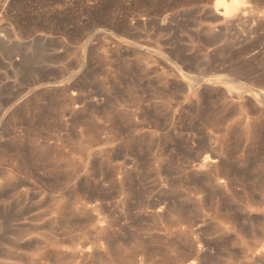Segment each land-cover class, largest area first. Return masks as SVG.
I'll list each match as a JSON object with an SVG mask.
<instances>
[{"label": "rangeland", "instance_id": "1", "mask_svg": "<svg viewBox=\"0 0 264 264\" xmlns=\"http://www.w3.org/2000/svg\"><path fill=\"white\" fill-rule=\"evenodd\" d=\"M244 1L0 0V264H264Z\"/></svg>", "mask_w": 264, "mask_h": 264}, {"label": "bare ground", "instance_id": "2", "mask_svg": "<svg viewBox=\"0 0 264 264\" xmlns=\"http://www.w3.org/2000/svg\"><path fill=\"white\" fill-rule=\"evenodd\" d=\"M248 4V3H247ZM247 4L245 3V1L244 0H232V2L231 3H226V2H220V3H218V5H224L225 7H226V12L224 13L225 15H224V17H225V19L227 20V21H229V22H231L232 23V17L236 14V11L238 10V9H241L242 11L243 10H245L246 8H247ZM242 13V12H241ZM220 16V15H219ZM262 16H264V15H262ZM264 18V17H263ZM258 23V22H257ZM245 24V23H244ZM240 26V25H239ZM212 62V61H211ZM241 74V73H240ZM229 76V75H228ZM228 76H226V75H222V74H219V73H217V74H212V75H207V76H204V77H202V78H198L197 79V81L196 82H194V81H190L189 83H187L188 84V90H189V92H191V91H194V90H196V88L197 87H199V86H201V85H205V86H211V88H212V86L213 85H223V86H225V90H226V93H227V95L230 97V99L232 100V101H237L238 103L242 100V99H244L245 97H253L257 102H258V104L259 105H261L259 108H261V107H263L264 108V91L263 92H257V91H255V87L254 86H252V85H244V84H241V85H238V86H236V87H233V86H229L228 84H229V77ZM238 76V75H237ZM252 78H253V76H251ZM233 78V77H232ZM235 78V77H234ZM236 79V78H235ZM237 80V79H236ZM231 81V80H230ZM249 81V80H248ZM260 82V81H259ZM263 84V83H262ZM186 88V87H185ZM264 89V88H263ZM261 90V89H260ZM225 97V96H224ZM248 99V98H247ZM234 103V102H233ZM252 103H253V101H252ZM239 105H240V103H239ZM250 105H252V104H250ZM256 105V104H255ZM254 105V106H255ZM253 107V106H252ZM256 107V106H255ZM257 108V107H256ZM255 108V109H256ZM250 109V108H249ZM252 111H253V109H252ZM252 111H250V112H252ZM259 110H257V112H258ZM255 112V111H254ZM217 113V112H216ZM247 113H248V111H247ZM263 113V112H262ZM209 114V113H208ZM250 114V113H249ZM258 114V113H257ZM264 114V113H263ZM245 115V114H244ZM253 116V115H252ZM260 116H261V114H260ZM260 116H258V119H259V117ZM264 116V115H263ZM257 117V116H256ZM254 118V116L253 117H247V120H246V122H247V124H250V123H252V119H253V121L255 120L256 121V119L257 118ZM244 119H245V117H243ZM241 119V118H240ZM243 119V120H244ZM211 121V120H210ZM215 121V120H214ZM221 121V120H220ZM238 121V120H237ZM241 121V120H240ZM261 121V120H260ZM207 122V121H206ZM208 122H209V120H208ZM243 123V122H242ZM256 123V122H255ZM210 124V123H209ZM223 124V123H222ZM237 124V123H236ZM259 124V123H258ZM261 124V123H260ZM264 124V123H263ZM263 124H262V126H263ZM253 125V124H252ZM251 125V126H252ZM257 125V124H256ZM257 127V126H256ZM262 128V127H261ZM257 129V128H256ZM260 129V128H259ZM263 129V128H262ZM257 133V132H256ZM262 134V133H261ZM258 136V135H257ZM251 139V138H250ZM252 140V139H251ZM254 140V139H253ZM261 141V140H260ZM253 142V141H252ZM256 142V141H255ZM258 142V141H257ZM249 143V142H248ZM250 144V143H249ZM253 144V143H252ZM262 144V143H261ZM260 144V145H261ZM251 145V144H250ZM254 145V144H253ZM259 145V144H258ZM259 145V146H260ZM247 146V145H246ZM255 147H256V144L254 145ZM258 146V147H259ZM261 147V146H260ZM248 149V148H247ZM249 149H251V148H249ZM253 150V149H252ZM256 150H258V149H256ZM248 152V151H247ZM246 153V152H245ZM258 153V152H257ZM219 155V154H218ZM217 155V156H218ZM243 155V154H242ZM251 155H253V154H251ZM245 156H246V154H245ZM256 158V157H255ZM218 159H219V157H218ZM243 159V158H242ZM257 159V161H256V165H255V168H254V172H256L255 173V175L257 176V182H256V186H257V189L262 193V195H260V196H262L261 197V199H259V201L257 202L258 203V208H256V209H258V212H259V214L260 215H262V216H264V147H261V149L259 150V154H258V158H256ZM208 160H212L211 162H213V161H215V160H217V157L215 156V154H213V156H211L210 155V157H209V159ZM222 161V160H221ZM217 162V161H216ZM205 163H207V162H205ZM208 163H209V161H208ZM244 163V162H243ZM212 164V163H211ZM251 164V163H250ZM213 166V165H212ZM244 166V165H243ZM217 167V166H216ZM214 168V167H213ZM247 168V167H246ZM249 169V168H248ZM253 170V169H252ZM247 172V171H246ZM255 180V179H254ZM253 187H254V185H253ZM245 188V187H244ZM241 189V188H240ZM245 189H243V191H244ZM259 192V194H261ZM257 194H258V191H257ZM244 195H245V193H244ZM254 195V194H253ZM249 197H250V195H248ZM257 196V195H256ZM245 197H247V195L245 196ZM249 197H247V198H249ZM254 197V196H253ZM252 197V198H253ZM247 198H246V200H247ZM251 198V197H250ZM258 198V197H257ZM249 201H251L252 203H254L251 199H249ZM248 201V202H249ZM251 203V204H252ZM254 204H256V203H254ZM253 207V206H252ZM255 209V210H256ZM251 210V209H250ZM256 212V211H255ZM258 214V213H257ZM261 216V217H262ZM261 221V220H260ZM264 221V220H263ZM263 223V222H262ZM259 225V224H258ZM260 226V225H259ZM264 227V225L262 224V228ZM259 228V227H258ZM257 228V229H258ZM260 230H262L261 229V226H260V228H259ZM259 229H258V231H259ZM264 231V230H263ZM261 232V231H260ZM262 235H264V232L262 233ZM260 237H261V235H260ZM262 238H263V242L260 244V245H262V247L264 248V236H262ZM257 239H258V237H257ZM261 238H259L258 240H260ZM262 240V239H261ZM260 245H259V247H260ZM261 251V250H260Z\"/></svg>", "mask_w": 264, "mask_h": 264}]
</instances>
